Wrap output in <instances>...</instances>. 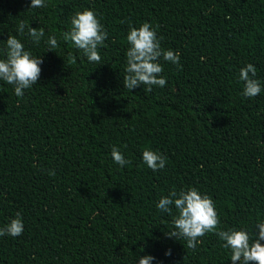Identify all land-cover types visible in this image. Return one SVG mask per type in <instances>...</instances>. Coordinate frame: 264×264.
<instances>
[{
    "label": "trees",
    "instance_id": "obj_1",
    "mask_svg": "<svg viewBox=\"0 0 264 264\" xmlns=\"http://www.w3.org/2000/svg\"><path fill=\"white\" fill-rule=\"evenodd\" d=\"M29 4L0 0V59L8 35L43 53L38 84L22 98L0 80V227L18 212L24 224L21 236L0 237V264H138L145 255L151 264H232L213 233L195 251L166 237L177 212L156 204L195 187L214 201L218 230L254 234L264 221V0ZM89 9L109 34L101 64L61 36ZM21 20L44 29L38 45L16 31ZM145 22L182 68L161 59L166 86L129 91L126 36ZM249 63L262 87L251 99L238 80ZM113 146L130 165L113 161ZM145 149L165 156V168L149 169Z\"/></svg>",
    "mask_w": 264,
    "mask_h": 264
},
{
    "label": "clouds",
    "instance_id": "obj_2",
    "mask_svg": "<svg viewBox=\"0 0 264 264\" xmlns=\"http://www.w3.org/2000/svg\"><path fill=\"white\" fill-rule=\"evenodd\" d=\"M43 7H46L45 0H30L28 6L33 9ZM29 25L28 22L21 20L16 31L23 35L27 30L29 38L38 45L45 36L44 29ZM108 35L90 9L75 13L71 19L70 31L61 34L64 41H70L89 62L95 64H101L99 47L106 46L104 42ZM126 41L128 44L125 53L126 74L122 82L124 88L129 91L141 86L146 87L147 91H152L153 86L165 87L167 81L161 75L163 72L161 59L182 68L179 63V54L161 47L156 29L148 22L142 23L138 28H130ZM46 43L48 51L51 52H53L52 49L60 46L55 35L49 36ZM4 54L5 58L0 59V80L13 86L15 96L22 98L26 89L38 84L43 53L33 56L17 37L8 35ZM256 76L257 69L250 63L239 70L238 80L243 82L242 96L251 99L261 93V81L256 79ZM111 157L121 167L131 164L118 147L111 148ZM166 159L165 156L153 150L145 149L142 152L143 163L153 172L165 168ZM48 174L54 176L55 172L49 171ZM156 207L164 213H171L173 207L175 208L177 215L173 220V230L165 235L178 241L184 240L188 249L195 251L200 243L198 238L213 233L223 242L221 246L230 250L232 264H264V243H262L264 221L255 224L254 234L247 230H218L220 221L214 201L207 194H201L195 187L179 192L170 191L167 196H162L158 200ZM23 230L24 224L18 212L15 218L0 227V237H19ZM165 255H171V250L166 251ZM154 259L153 256L145 255L138 259V264H151Z\"/></svg>",
    "mask_w": 264,
    "mask_h": 264
}]
</instances>
